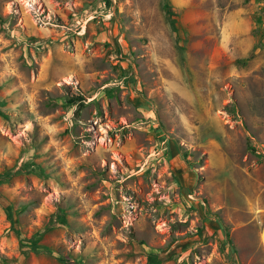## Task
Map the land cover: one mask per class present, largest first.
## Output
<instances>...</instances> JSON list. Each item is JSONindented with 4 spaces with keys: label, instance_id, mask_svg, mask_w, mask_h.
Wrapping results in <instances>:
<instances>
[{
    "label": "rangeland",
    "instance_id": "1",
    "mask_svg": "<svg viewBox=\"0 0 264 264\" xmlns=\"http://www.w3.org/2000/svg\"><path fill=\"white\" fill-rule=\"evenodd\" d=\"M152 253L264 264V0H0V264Z\"/></svg>",
    "mask_w": 264,
    "mask_h": 264
},
{
    "label": "trees",
    "instance_id": "2",
    "mask_svg": "<svg viewBox=\"0 0 264 264\" xmlns=\"http://www.w3.org/2000/svg\"><path fill=\"white\" fill-rule=\"evenodd\" d=\"M82 99H83V98H82L81 96H72V97H70V98L67 99V103H68L69 105H71V106H74V105H76V104H80V107H81V106H82V105H81V101H82ZM80 107H79V108H80ZM79 108H78V110H79ZM249 151H250V152H253V153H256V150H255L253 147H249ZM23 168H24L27 172H32V173H35V172H37V171H35V170H38V169L36 168V166H35L34 164H32L31 162H27V163H25V164L23 165ZM6 177H8V175H6ZM148 262H149L150 264H162V260H161V258H160L158 255L154 254V253L148 255Z\"/></svg>",
    "mask_w": 264,
    "mask_h": 264
}]
</instances>
